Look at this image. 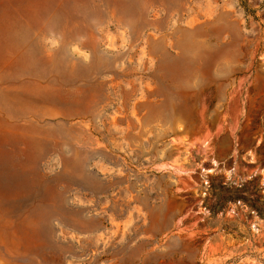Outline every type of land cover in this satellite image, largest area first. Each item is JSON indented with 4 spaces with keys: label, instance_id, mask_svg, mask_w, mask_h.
Listing matches in <instances>:
<instances>
[{
    "label": "rangeland",
    "instance_id": "1",
    "mask_svg": "<svg viewBox=\"0 0 264 264\" xmlns=\"http://www.w3.org/2000/svg\"><path fill=\"white\" fill-rule=\"evenodd\" d=\"M0 264H264V0H0Z\"/></svg>",
    "mask_w": 264,
    "mask_h": 264
},
{
    "label": "trees",
    "instance_id": "2",
    "mask_svg": "<svg viewBox=\"0 0 264 264\" xmlns=\"http://www.w3.org/2000/svg\"><path fill=\"white\" fill-rule=\"evenodd\" d=\"M248 185H245L244 188H248L247 187ZM233 196L236 197V198H245V195L243 194V192H234L233 194H230L228 197L230 199H233ZM235 199V198H234ZM257 210L261 211V208H257Z\"/></svg>",
    "mask_w": 264,
    "mask_h": 264
},
{
    "label": "snow or ice",
    "instance_id": "3",
    "mask_svg": "<svg viewBox=\"0 0 264 264\" xmlns=\"http://www.w3.org/2000/svg\"><path fill=\"white\" fill-rule=\"evenodd\" d=\"M214 163V162H213Z\"/></svg>",
    "mask_w": 264,
    "mask_h": 264
}]
</instances>
